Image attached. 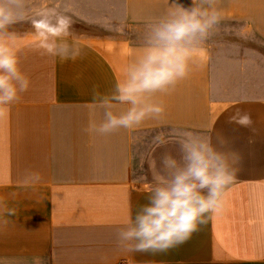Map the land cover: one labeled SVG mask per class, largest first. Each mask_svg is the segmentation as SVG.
<instances>
[{"label": "crops", "instance_id": "obj_1", "mask_svg": "<svg viewBox=\"0 0 264 264\" xmlns=\"http://www.w3.org/2000/svg\"><path fill=\"white\" fill-rule=\"evenodd\" d=\"M42 6V0H32ZM189 6L192 0H179ZM171 0H97L95 40L74 35L75 61L33 50L34 29L13 25L20 68L29 90L0 118V261L39 256L44 264H264V0H220V31L203 45L189 76L158 96L165 113L133 129L88 134L103 111L93 89L110 93L140 50L146 23L163 15ZM55 4V3H54ZM52 5V4H51ZM108 20V21H107ZM125 106H117L122 110ZM240 113L252 125L229 123ZM213 129L243 162L223 207L193 237L164 253L129 252L116 231L147 202L152 174L144 157L154 138L172 128ZM176 156V146L158 148ZM26 169L41 180L22 187ZM4 206H15L8 217ZM7 221V223H5Z\"/></svg>", "mask_w": 264, "mask_h": 264}, {"label": "clouds", "instance_id": "obj_2", "mask_svg": "<svg viewBox=\"0 0 264 264\" xmlns=\"http://www.w3.org/2000/svg\"><path fill=\"white\" fill-rule=\"evenodd\" d=\"M67 5L39 6L32 0H0V118L6 109L18 103L30 87L20 68L18 35L9 29L20 22L31 24L35 37L33 50L75 61L82 54L75 42H69L73 14ZM224 19L220 0H192L185 6L171 0L167 11L146 23L143 43L126 66L123 76L110 93L93 89L92 104L103 111V119L91 121L88 134L107 136L120 129H133L147 119H159L165 105L158 96L169 94L189 76L194 57L203 45L220 31ZM127 106L118 110L117 106ZM229 123L252 125L248 113L228 117ZM172 128L167 135L154 138L153 147L144 157L152 174L147 202L118 226L115 243L129 252L164 253L188 242L211 214L222 207L227 190L234 184L243 157L229 147L219 132ZM176 146V156L158 148ZM41 180L39 172L26 169L22 187ZM8 217L16 215L15 206H4ZM7 223V221H5ZM0 264H8L0 261ZM16 264H44L39 256L22 257Z\"/></svg>", "mask_w": 264, "mask_h": 264}, {"label": "rangeland", "instance_id": "obj_3", "mask_svg": "<svg viewBox=\"0 0 264 264\" xmlns=\"http://www.w3.org/2000/svg\"><path fill=\"white\" fill-rule=\"evenodd\" d=\"M54 3L69 7L75 21L72 26V35L74 36L86 40H95L100 36L101 29L108 27L98 23L97 0H42V6H49Z\"/></svg>", "mask_w": 264, "mask_h": 264}, {"label": "built area", "instance_id": "obj_4", "mask_svg": "<svg viewBox=\"0 0 264 264\" xmlns=\"http://www.w3.org/2000/svg\"><path fill=\"white\" fill-rule=\"evenodd\" d=\"M120 264H128L127 262H121Z\"/></svg>", "mask_w": 264, "mask_h": 264}]
</instances>
